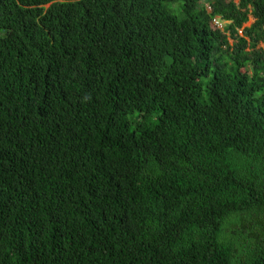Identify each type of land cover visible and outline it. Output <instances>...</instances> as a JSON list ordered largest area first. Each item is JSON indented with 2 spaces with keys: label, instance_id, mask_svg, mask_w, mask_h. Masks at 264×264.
<instances>
[{
  "label": "trees",
  "instance_id": "16d2710c",
  "mask_svg": "<svg viewBox=\"0 0 264 264\" xmlns=\"http://www.w3.org/2000/svg\"><path fill=\"white\" fill-rule=\"evenodd\" d=\"M260 43L264 0H0V264H264Z\"/></svg>",
  "mask_w": 264,
  "mask_h": 264
},
{
  "label": "built area",
  "instance_id": "2783aa9c",
  "mask_svg": "<svg viewBox=\"0 0 264 264\" xmlns=\"http://www.w3.org/2000/svg\"><path fill=\"white\" fill-rule=\"evenodd\" d=\"M212 22L221 30L225 28L226 21H223L219 17H213ZM239 32H241V30H239Z\"/></svg>",
  "mask_w": 264,
  "mask_h": 264
},
{
  "label": "rangeland",
  "instance_id": "374dc122",
  "mask_svg": "<svg viewBox=\"0 0 264 264\" xmlns=\"http://www.w3.org/2000/svg\"><path fill=\"white\" fill-rule=\"evenodd\" d=\"M252 22H253V18L252 17H249V20L244 24V26H249L250 24H252ZM232 42H233V40L232 39H229V43H232ZM258 47L264 49V43H260L258 45Z\"/></svg>",
  "mask_w": 264,
  "mask_h": 264
}]
</instances>
